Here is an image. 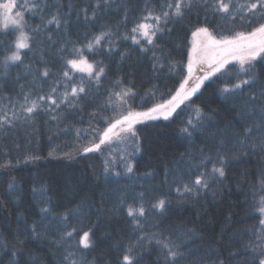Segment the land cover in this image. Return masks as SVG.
<instances>
[{
    "label": "trees",
    "instance_id": "trees-1",
    "mask_svg": "<svg viewBox=\"0 0 264 264\" xmlns=\"http://www.w3.org/2000/svg\"><path fill=\"white\" fill-rule=\"evenodd\" d=\"M27 2L31 7L33 0ZM167 2L172 0H111L93 19L96 0H44L36 11L22 14L30 48L20 52L21 62L7 68L3 61L10 55L9 43L17 39L16 31L0 38V115L13 119L14 111L21 116L0 128V264H126L124 255L132 256L134 264H167L157 241L169 240L181 246V264H255L264 250V214L258 211L264 198V151L252 147L258 143L256 137L247 141L248 147L237 143L245 139L244 126L251 124L242 105L264 84V53L251 62L258 83L245 85L235 98L221 89L249 77L239 62L232 61L224 70L227 75L222 71L205 80L168 119L158 116L135 124L139 150L131 139L129 158L116 152L113 161L109 152L114 153L115 146L107 141L98 151L82 153L85 146L99 143L110 123L127 114V105L148 111L176 94L188 75L196 28L207 27L219 39V26L228 35L227 29L248 32L264 23H233L210 12L205 21V11H193L170 20L148 44L132 28L155 23L143 18L160 15ZM56 5L63 6L62 13L71 12L60 28L47 25ZM82 8L89 9L88 20L79 15ZM160 23L163 27V20ZM102 32L110 36L89 52L85 46ZM77 48L85 49L84 56L94 66L92 76L67 65V60L78 59ZM98 66L104 74L97 82ZM201 67L195 66L187 88L204 74ZM45 68L49 75L42 77ZM81 86L85 92L71 107L56 108L47 99L38 100L52 95L59 103L61 93ZM118 92L130 93L124 97L127 105L117 98ZM33 100L41 108L22 113L21 106ZM45 104L48 111L42 110ZM186 127L191 136L182 131ZM218 156L227 158L225 176L199 195H181L182 184L191 187L200 172L221 166ZM127 161L132 173L126 171ZM159 199L166 201L163 211L151 207ZM141 204L145 215L137 224L127 210ZM67 232H73L72 237ZM84 232L89 233L87 248L81 242ZM142 236L151 243L138 242Z\"/></svg>",
    "mask_w": 264,
    "mask_h": 264
},
{
    "label": "snow or ice",
    "instance_id": "snow-or-ice-1",
    "mask_svg": "<svg viewBox=\"0 0 264 264\" xmlns=\"http://www.w3.org/2000/svg\"><path fill=\"white\" fill-rule=\"evenodd\" d=\"M44 0H33L31 7H28L27 3L24 4V7L28 12H34L39 9L40 3H43ZM111 3V0H96L95 7L91 9L92 18L95 19L97 11L102 7H107ZM47 7V5L45 4ZM57 11L47 20V25L54 24L56 28H60L62 20L66 24V17H70L71 12L62 13L60 9L63 7L61 5H56ZM71 9L73 6L68 5ZM163 9L160 15L153 16L151 13L148 16L144 17V20H154L155 23H139L136 27L132 28L133 33H139L142 38L146 40L148 44H153V38L157 33H163L165 28L170 20H180L185 18L188 13L193 11H205V21H207V15L209 12L213 16H217L223 20L229 22H236L237 19L246 21L249 25L252 24L254 20H264V0H245V3H239L238 0H172V2H167L163 6ZM17 8L16 0H7L6 3H0V25L3 29H9L11 24L13 27L11 30L6 32H0V38L5 35L12 34L15 35V31L20 32V37L14 40V43H9L8 51L10 55L5 56L3 65L5 68L17 64L22 61L20 50L29 49L30 44L27 42L29 37L23 31L24 22L23 16L20 12H16V15L13 16V10ZM89 9L82 8L80 9L79 15H82L85 20L89 19L88 16ZM126 18V17H125ZM161 20H163V27L161 26ZM223 26H219L217 32L220 36L217 39L212 33L209 32L207 27H198L195 31L192 32L194 37L191 53L188 58L187 71L188 77L184 79L183 83L180 84L179 90L170 100L165 101L162 104H157L153 108L149 109L147 112H133L131 106L127 105V101L124 100V97L130 95L129 92L116 93L115 95L121 101L127 105V114L123 115L121 118L116 119L113 123H110L109 127L103 131L100 136L99 143H93L91 146H85L82 150L83 154H87L93 151H98L100 146L108 141L113 135L119 136L120 133L129 134L133 138L134 143H136V149L138 147V133L135 130V124L141 122L142 120H154L158 116H163L164 119H168L169 116L179 107L184 101L189 100L193 95H195L205 80L210 79L213 76H216L217 73L227 69V66L232 61H237L241 65V71L249 79H241L238 83H234L231 86L225 85L221 91L228 96L235 98V96L241 91L245 85L252 87L258 83L254 72L252 71L254 65L251 63L259 56L261 53H264V23H259L258 26L253 28L248 32L236 31L234 28L227 29L228 35H225L221 30ZM38 29H33L37 31ZM170 32L171 29H168ZM110 33L102 32L100 35L95 36L93 40L88 43L85 47L91 52L95 48L101 45V41L105 40L106 37H109ZM133 41L137 44L140 43L139 40L132 37ZM111 43V41H108ZM13 48L15 50H13ZM84 48L74 49V53L78 59H69L66 61L72 69H77L79 71H87L89 76L93 74V65L90 64L87 60V57L84 56ZM109 52L112 51L111 48L108 49ZM247 63V68L243 66ZM98 65H102V61L98 62ZM202 66L201 71L204 73L202 76L195 77V84L190 89L187 88L188 80L193 77L195 66ZM104 74L103 66H98L96 68L95 79L99 81V77ZM224 74L227 75V72L224 71ZM42 77H47L49 71L45 68L42 73ZM63 76L68 77L69 72L64 71ZM261 91L257 93H249L245 103L242 105L243 114L251 118V124L244 126L243 136L244 140H238L242 147H248L247 141L252 140L253 137H256L258 143H254L252 147H258L261 151H264V84L260 85ZM52 93L56 92L54 87ZM84 87H71L68 91L60 94L59 103L52 95L47 97L39 96V101H45L46 99L51 102V105H54L56 108L60 107V104H66L71 107L79 99V94L84 93ZM25 101L28 102V96L24 97ZM22 107V113L26 112L28 114L35 113L38 109L41 108V105L33 100L30 102V105L27 107ZM49 105L45 104L42 108L43 111H48ZM200 110L197 109V112ZM3 112V109H0V113ZM13 119H9L6 113L0 115V128H5L9 124H13L14 119H20L21 116L17 115L14 111L12 112ZM258 117V121L257 118ZM52 119H56L55 116ZM197 123H199V117H197ZM189 126L192 128V131H196V125L192 124V121H188ZM188 136H191L189 128L186 127L182 130ZM218 162L221 165L220 167H213L211 173L200 172L195 180L192 182L190 187L188 184H182L184 193L189 195H199V192L204 189H208L210 184L214 182L215 179L223 178L225 176V166L227 165V158L224 156H218ZM107 164V161L105 162ZM107 171V168L105 169ZM126 171L128 173L133 172V165L130 161L126 162ZM118 174V173H117ZM12 187L11 185L9 186ZM177 192H180V188H177ZM166 201L164 199H159L157 203L151 205L152 208L159 209L163 211L165 209ZM128 215L133 216L136 219L137 224H139L138 217H143L145 215V208L141 204L138 208H128ZM258 211L261 214H264V198H261L258 205ZM264 224V220L261 221ZM75 231V230H73ZM32 232L35 234L36 226H33ZM68 237H72L73 232H67ZM147 241L151 243V239L148 237H140L138 242ZM85 248L90 246L89 243V233L84 232L82 236V241ZM22 244L23 241H20ZM158 244L162 246L165 251V260L167 264H181V261L185 258L184 253L180 250L181 246L172 244L171 240L168 243H163L162 241H157ZM130 251V250H129ZM254 251V250H253ZM231 255H238V253H232ZM123 260L126 264H134L133 257L130 255H124ZM135 264H139V261L136 260ZM218 264H223V261H218ZM255 264H264V250L256 255Z\"/></svg>",
    "mask_w": 264,
    "mask_h": 264
},
{
    "label": "rangeland",
    "instance_id": "rangeland-1",
    "mask_svg": "<svg viewBox=\"0 0 264 264\" xmlns=\"http://www.w3.org/2000/svg\"><path fill=\"white\" fill-rule=\"evenodd\" d=\"M7 1L5 2H2V3H6ZM27 3V5L29 6V3L27 2V0H16V4H17V8L13 10V13L12 15L15 16L16 15V12H20L21 15L24 13V11H27V9L24 7V4ZM23 16V15H22ZM12 25L10 24L9 25V29H12ZM0 29H3L2 25H0ZM3 30H6V29H3ZM23 31H24V28H23ZM26 33V32H25ZM20 37V32L19 31H16V38L18 39ZM194 41V40H193ZM192 49V48H191ZM191 49H190V53H191ZM24 50V49H23ZM23 50H20V52H22ZM91 64V63H90ZM75 71H79L77 69H74ZM80 72H83V73H86L88 74L87 71H80ZM93 72H94V66H93ZM188 77V75H187ZM178 108V107H177ZM176 108V109H177ZM133 112H147V111H137V110H132ZM173 114V113H172ZM143 122V120L141 121ZM139 122V123H141ZM131 138L129 134H126V133H120L119 136H115L113 135L106 143H111L113 146H115V150H114V153H110V156H112V159L114 161V155L116 154V152H118V154H120V156H123V157H128L129 155H131L132 153V149L131 147L129 146V144L131 143ZM117 148V149H116ZM129 158V157H128ZM113 161H111V163H113Z\"/></svg>",
    "mask_w": 264,
    "mask_h": 264
}]
</instances>
